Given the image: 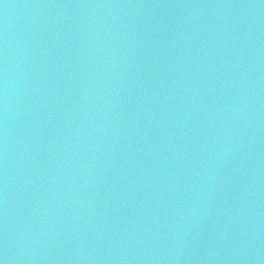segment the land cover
<instances>
[{
	"label": "water",
	"instance_id": "1",
	"mask_svg": "<svg viewBox=\"0 0 264 264\" xmlns=\"http://www.w3.org/2000/svg\"><path fill=\"white\" fill-rule=\"evenodd\" d=\"M0 264H264V0H0Z\"/></svg>",
	"mask_w": 264,
	"mask_h": 264
}]
</instances>
